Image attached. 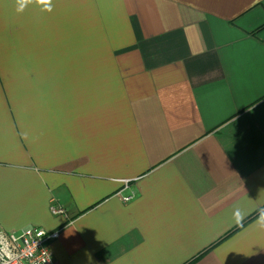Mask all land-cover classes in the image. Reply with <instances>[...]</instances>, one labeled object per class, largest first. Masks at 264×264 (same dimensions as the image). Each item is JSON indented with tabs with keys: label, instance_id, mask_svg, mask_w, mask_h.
Instances as JSON below:
<instances>
[{
	"label": "crops",
	"instance_id": "obj_1",
	"mask_svg": "<svg viewBox=\"0 0 264 264\" xmlns=\"http://www.w3.org/2000/svg\"><path fill=\"white\" fill-rule=\"evenodd\" d=\"M15 9L0 0V227L59 231L58 264H264V0Z\"/></svg>",
	"mask_w": 264,
	"mask_h": 264
},
{
	"label": "built area",
	"instance_id": "obj_2",
	"mask_svg": "<svg viewBox=\"0 0 264 264\" xmlns=\"http://www.w3.org/2000/svg\"><path fill=\"white\" fill-rule=\"evenodd\" d=\"M132 198L133 195L123 196L122 200L128 202ZM53 212L62 214L64 211L53 209ZM0 232L3 233V236H0V249L5 252L11 250L16 255V259L9 264H58L52 257L49 243L59 238V231L47 232L44 229L31 228L18 234L7 232L0 227ZM0 264H4V261L0 260Z\"/></svg>",
	"mask_w": 264,
	"mask_h": 264
},
{
	"label": "clouds",
	"instance_id": "obj_3",
	"mask_svg": "<svg viewBox=\"0 0 264 264\" xmlns=\"http://www.w3.org/2000/svg\"><path fill=\"white\" fill-rule=\"evenodd\" d=\"M16 4V12L22 13L27 6L31 4H36L38 6H41V9L43 11L51 12L53 10V0H15ZM127 199V197H125ZM232 218L236 225H241L245 214L240 210L239 207H235L232 211ZM256 227L264 231V207H261L258 210V216L256 219ZM0 236H3V233L0 232ZM7 257V259H4ZM16 259V255L11 251H3L0 249V260L4 261V264H9V262L14 261Z\"/></svg>",
	"mask_w": 264,
	"mask_h": 264
}]
</instances>
